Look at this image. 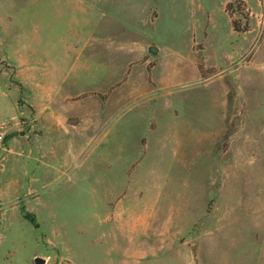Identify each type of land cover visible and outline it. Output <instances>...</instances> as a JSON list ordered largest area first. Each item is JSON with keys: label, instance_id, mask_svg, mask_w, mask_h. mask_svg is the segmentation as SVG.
<instances>
[{"label": "rangeland", "instance_id": "obj_1", "mask_svg": "<svg viewBox=\"0 0 264 264\" xmlns=\"http://www.w3.org/2000/svg\"><path fill=\"white\" fill-rule=\"evenodd\" d=\"M0 134V264H264V0H0Z\"/></svg>", "mask_w": 264, "mask_h": 264}, {"label": "crops", "instance_id": "obj_2", "mask_svg": "<svg viewBox=\"0 0 264 264\" xmlns=\"http://www.w3.org/2000/svg\"><path fill=\"white\" fill-rule=\"evenodd\" d=\"M26 71L27 72H25V71L21 72V70H19V71L16 72L15 76L17 77L18 82H19L20 85L24 86L26 83L30 82V85H32V87H33V91L32 92L34 93V85L33 84H37V82L34 79V78H36V76L33 75L32 71H29V70H26ZM36 93H38V92L36 91L35 95H36ZM44 93H47V92H44ZM42 106L41 107H37L36 109H39L41 112L42 111H48V115H49L48 121L49 122L51 121V122L55 123L56 125L64 126L63 125L64 124L63 123V119H60L61 116L56 113V110L52 106H50V105H47L46 107H42ZM42 126L43 125H41V127ZM17 132H18V137L23 138V137L20 136L21 129H18ZM26 136H27V134L25 133L24 137H26ZM39 138H38V142L40 143L41 140H39ZM13 139H14V137H12V140ZM38 149H40V147H38Z\"/></svg>", "mask_w": 264, "mask_h": 264}, {"label": "water", "instance_id": "obj_3", "mask_svg": "<svg viewBox=\"0 0 264 264\" xmlns=\"http://www.w3.org/2000/svg\"><path fill=\"white\" fill-rule=\"evenodd\" d=\"M34 261L37 263V264H43L45 262V260L41 257H35Z\"/></svg>", "mask_w": 264, "mask_h": 264}, {"label": "trees", "instance_id": "obj_4", "mask_svg": "<svg viewBox=\"0 0 264 264\" xmlns=\"http://www.w3.org/2000/svg\"><path fill=\"white\" fill-rule=\"evenodd\" d=\"M26 216L30 218L31 222H33V224H34L35 226H37V222L34 221V219L32 218V216H31L30 213H27Z\"/></svg>", "mask_w": 264, "mask_h": 264}, {"label": "built area", "instance_id": "obj_5", "mask_svg": "<svg viewBox=\"0 0 264 264\" xmlns=\"http://www.w3.org/2000/svg\"><path fill=\"white\" fill-rule=\"evenodd\" d=\"M2 139V134H0V140Z\"/></svg>", "mask_w": 264, "mask_h": 264}]
</instances>
